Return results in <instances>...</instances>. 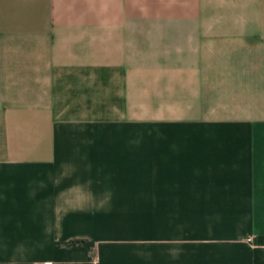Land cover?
Masks as SVG:
<instances>
[{
	"label": "crops",
	"instance_id": "1",
	"mask_svg": "<svg viewBox=\"0 0 264 264\" xmlns=\"http://www.w3.org/2000/svg\"><path fill=\"white\" fill-rule=\"evenodd\" d=\"M0 264H264V0H0Z\"/></svg>",
	"mask_w": 264,
	"mask_h": 264
},
{
	"label": "rangeland",
	"instance_id": "2",
	"mask_svg": "<svg viewBox=\"0 0 264 264\" xmlns=\"http://www.w3.org/2000/svg\"><path fill=\"white\" fill-rule=\"evenodd\" d=\"M203 221V219H202ZM196 230V232L194 231ZM200 228L198 229L197 227H193V233H192V251H191V256L193 257H203V232H199ZM141 244L142 249L141 250H136L130 249V250H104L102 252L103 255H101V252L98 249H94L90 252L89 256H125L126 254L128 256H136V254L139 252L144 254V256H152L153 250L152 248V243L147 242L145 239Z\"/></svg>",
	"mask_w": 264,
	"mask_h": 264
}]
</instances>
